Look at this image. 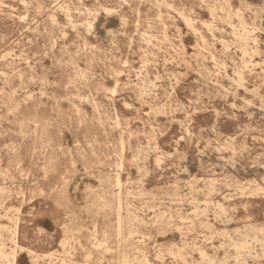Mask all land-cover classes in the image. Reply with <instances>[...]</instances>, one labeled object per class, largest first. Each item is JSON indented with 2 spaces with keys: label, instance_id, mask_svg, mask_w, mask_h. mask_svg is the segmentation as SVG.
Segmentation results:
<instances>
[{
  "label": "rangeland",
  "instance_id": "obj_1",
  "mask_svg": "<svg viewBox=\"0 0 264 264\" xmlns=\"http://www.w3.org/2000/svg\"><path fill=\"white\" fill-rule=\"evenodd\" d=\"M0 97V264H264V0H0Z\"/></svg>",
  "mask_w": 264,
  "mask_h": 264
},
{
  "label": "bare ground",
  "instance_id": "obj_2",
  "mask_svg": "<svg viewBox=\"0 0 264 264\" xmlns=\"http://www.w3.org/2000/svg\"><path fill=\"white\" fill-rule=\"evenodd\" d=\"M15 15V14H14ZM57 20V19H56ZM31 66V65H30ZM1 98V97H0ZM2 99V98H1ZM203 101V100H202ZM207 104V103H206ZM160 162V161H159ZM158 162V163H159ZM260 189V188H259ZM119 191V190H118ZM220 211H222V210H220ZM253 228V227H252ZM213 236H214V234H213ZM238 248V247H237ZM242 249V248H241ZM0 253H2V252H0ZM124 264H126V262L124 263Z\"/></svg>",
  "mask_w": 264,
  "mask_h": 264
}]
</instances>
